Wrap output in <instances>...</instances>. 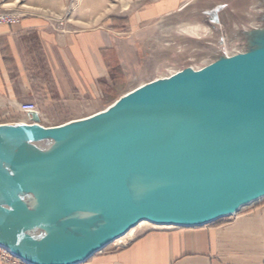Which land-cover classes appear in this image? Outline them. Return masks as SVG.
<instances>
[{
  "label": "water",
  "instance_id": "1",
  "mask_svg": "<svg viewBox=\"0 0 264 264\" xmlns=\"http://www.w3.org/2000/svg\"><path fill=\"white\" fill-rule=\"evenodd\" d=\"M261 1L264 5V0ZM252 36L253 32L246 34L247 39H252ZM256 36L264 43L263 34L257 33ZM144 97L153 99V108L132 123L128 116L132 101ZM206 97L211 99L210 106L187 107L185 113L172 111L173 105L183 98L190 104L192 100L199 104ZM121 109H125V116L130 120L129 126L122 130L114 127L113 120ZM217 113L218 120L214 118L205 123L209 133L196 142L176 148L169 136L159 137L134 152L119 154L115 164L99 179L92 175L89 182L74 181L68 170L47 166L59 171L60 176L67 179L65 184L71 185H61L57 192L72 196L70 188L86 187L80 198L66 203L48 198L24 165L22 156L7 150L0 142V161L15 170L20 185L29 191L19 194L18 198L25 204L34 225L44 226H29L18 235L8 230L0 218V247L25 264H81L140 222L199 228L234 216L241 209L263 200L264 46L226 60L220 59L198 71L186 68L169 77L148 82L122 96L106 110L68 122L61 128L75 129L73 133L76 136L96 142L117 155L103 140L105 138L92 132L110 131L118 137L137 136L151 122L160 125L162 121L171 122L170 119L178 118L177 125L189 135L198 129L204 117ZM27 116L28 124L0 125V140L10 141L25 133L38 134L41 138L27 143L41 151L34 144L48 140L51 143L49 149L41 151L48 153L58 141H68L74 135L72 132H58L57 127H41L35 112H28ZM236 143H241L242 148L228 153V147ZM205 147L212 150L203 166L198 164L202 158H193ZM185 159H191V170L171 169ZM91 161L92 158H88L80 164L87 165ZM133 161L147 165L152 172L133 169L122 175L125 165ZM80 164L71 168L78 171L75 167ZM132 177L137 181H130ZM101 179H109V182L99 188H91V180ZM144 180L152 181L145 192L133 190V186L139 187ZM26 197L33 203L32 210L24 200ZM0 213L11 217L16 212L5 200H0ZM65 223L69 225L63 230Z\"/></svg>",
  "mask_w": 264,
  "mask_h": 264
},
{
  "label": "crops",
  "instance_id": "2",
  "mask_svg": "<svg viewBox=\"0 0 264 264\" xmlns=\"http://www.w3.org/2000/svg\"><path fill=\"white\" fill-rule=\"evenodd\" d=\"M138 23L128 33L58 31L34 17L0 24V125L28 124L20 111L26 105L39 106V116L60 105H94L105 88L128 81L114 72L140 69L148 57ZM81 264H264V199L203 227L145 230L123 248L103 250Z\"/></svg>",
  "mask_w": 264,
  "mask_h": 264
},
{
  "label": "rangeland",
  "instance_id": "3",
  "mask_svg": "<svg viewBox=\"0 0 264 264\" xmlns=\"http://www.w3.org/2000/svg\"><path fill=\"white\" fill-rule=\"evenodd\" d=\"M33 17L58 31L104 28L116 33L130 32V25L139 18L140 23L135 27L141 29L142 52L148 56L140 64V69L114 72L122 76L124 73L128 81H119L114 87L105 88L94 105L87 104L78 110L60 105L40 111L42 116L38 114L39 106L34 105L43 128L60 126L91 113L98 114L123 93L144 82L166 78L186 68L198 71L220 59L226 60L264 46L256 36L257 33L264 35L261 0H0V24H13ZM248 32H253L252 39L246 38ZM152 108V98H140L132 101L128 116L132 123H136ZM125 114V109L115 113V128L122 130L129 126L130 120ZM34 145L46 151L51 143L45 140ZM133 180L137 181L132 177L130 181ZM151 182L144 180L139 187L132 188L138 193L145 192ZM24 200L32 210L29 197ZM142 232L136 233L135 237ZM125 240L122 236L104 250L123 248L130 242Z\"/></svg>",
  "mask_w": 264,
  "mask_h": 264
},
{
  "label": "bare ground",
  "instance_id": "4",
  "mask_svg": "<svg viewBox=\"0 0 264 264\" xmlns=\"http://www.w3.org/2000/svg\"><path fill=\"white\" fill-rule=\"evenodd\" d=\"M210 100L211 99H209V97H206L205 99H202L199 104H196L197 101L194 100H192V104H190V101L188 102L183 98L175 105H173L172 111L185 113L188 109L187 107L193 108L195 105H199L198 108H200L201 104L210 106ZM214 118L218 120V113L215 115L211 114L204 117L202 120L203 122H200L199 126L197 127L198 129L190 132L189 135L185 134V129L183 130L184 132L181 131V126L179 127L177 125V122L179 120L178 118L174 119L173 121L172 119H170L171 122L162 121L160 125H157L156 122H151L150 125H145V127L142 129V131H140V133H138L137 136L133 135L118 137L110 131H105L102 133L92 132V134L100 138H105L103 140L117 152V155L111 154V152L103 149L96 142L87 140L80 136H76V134L73 133L75 129L66 130L61 128V125L55 126V128L57 127L56 129L58 130V132H72L74 135L68 141H58L56 147L48 153L38 151L27 143V141L37 140L41 138L38 134L25 133L10 141L1 139L0 142L7 150L13 152L14 154H18L19 156H22L21 159L24 165L30 171L31 176L38 184L40 189L45 192L44 194L48 198L54 200L56 199L60 202L66 203L76 201L78 198H80V196L86 192V187L76 186L75 188H70L73 194L72 196H67L62 194L61 192H57L61 185L63 187L65 182H67V179L60 176L59 171L56 172L53 169L51 170L47 166L51 165L60 169L68 170L74 181L80 182L81 180H85V182H89L88 180L92 175H97V178L99 179V176H101L102 174H106L105 172L109 170V168L112 167L118 160L119 154L134 152L141 147L149 145L152 141L159 137L169 136L174 141L176 148H180L181 146H186V144L196 142L197 139H199L203 135L206 136V133H209L207 127H205V123L212 121ZM83 141L87 142L84 144H80ZM241 148L242 144L236 143L228 147L227 152L235 153L238 152ZM211 150L212 148L205 147L204 149H202V151L195 154V157L193 159H205L203 161L202 159L198 161L199 165L204 166V163L208 160L206 158L209 156ZM93 151L96 152V154H94ZM88 158H92V161L87 165L80 164L82 160H87ZM215 158L218 159V157ZM190 160L191 159H185L177 166H173L171 169L187 171L191 170L192 168L189 163ZM77 164H80L78 167H75L76 169L78 168V171L73 170V168L71 167H74ZM133 169H144L147 172H152V170L147 165H144L140 161H133L125 165V167L122 169V175L125 176L130 170ZM7 171L11 172L12 174H9V172ZM18 179L19 178L15 170L10 165L0 161V200H5L8 205L12 207L13 211L16 212L12 214L11 217H6L5 215H2L0 213V218L4 221V224L8 230L20 235L23 234L26 229H29L27 227H33L35 225L33 222L34 220L31 218V215H27L25 204L18 198L19 194L29 192L22 185H20ZM108 182L109 179H101L96 182L91 180L90 186L91 188H99ZM67 185L68 184H65V186ZM68 186L71 187V185ZM45 218L50 219L51 217L46 216ZM36 225L37 226L35 227L44 228V226L41 224ZM66 225L69 224L65 223L63 225L64 227L62 226L63 230L65 229ZM174 227L176 226L155 225L147 221H143L124 235L126 239L125 241H132L135 237V234L139 231L148 229L162 230ZM0 251L8 253L1 247ZM9 260H12V262H15L16 264H25L24 262L13 257L11 254H9Z\"/></svg>",
  "mask_w": 264,
  "mask_h": 264
},
{
  "label": "built area",
  "instance_id": "5",
  "mask_svg": "<svg viewBox=\"0 0 264 264\" xmlns=\"http://www.w3.org/2000/svg\"><path fill=\"white\" fill-rule=\"evenodd\" d=\"M0 23H2V20H0ZM21 111L25 113L34 112L35 107L34 105L22 106ZM0 261L4 264H16L15 262H12V260H9V253H4L2 251H0Z\"/></svg>",
  "mask_w": 264,
  "mask_h": 264
}]
</instances>
